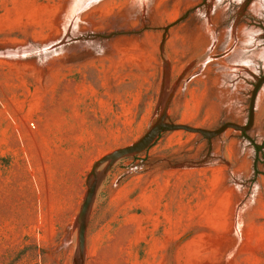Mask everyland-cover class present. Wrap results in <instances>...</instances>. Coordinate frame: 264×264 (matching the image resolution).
<instances>
[{
	"label": "rangeland",
	"instance_id": "1",
	"mask_svg": "<svg viewBox=\"0 0 264 264\" xmlns=\"http://www.w3.org/2000/svg\"><path fill=\"white\" fill-rule=\"evenodd\" d=\"M182 1L161 0L159 27H125L120 4L0 0V264H73L95 162L156 125L247 123L264 0ZM196 24L208 41L189 49ZM95 175L83 264H264V84L248 131H164Z\"/></svg>",
	"mask_w": 264,
	"mask_h": 264
},
{
	"label": "crops",
	"instance_id": "2",
	"mask_svg": "<svg viewBox=\"0 0 264 264\" xmlns=\"http://www.w3.org/2000/svg\"><path fill=\"white\" fill-rule=\"evenodd\" d=\"M101 3H104V5L106 6V8L108 7H112L116 4H120L118 8L119 11H116L115 14H113L114 12L111 13V18L112 21L110 20L111 26H118L119 24H122L125 27H133L135 25H137V23H135V21H138L139 25H142V23L145 21L146 24H148L149 26H161L163 25V23L165 22L166 19H169L170 17H172L174 11L172 8L169 7H163L161 6V0H100ZM175 2H177L178 0H172ZM180 1V0H179ZM182 1V0H181ZM185 2V5L187 7H185L186 10L188 9H192L193 6H188L187 5V1L189 0H183ZM182 1V2H183ZM206 2H203L202 6H204L206 9H204L205 11H208L210 9L209 6V0H205ZM224 8V6H217L215 7L214 11H222V9ZM112 11H115L114 9H112ZM203 11V10H202ZM217 16V14H216ZM175 19H177V17H175ZM108 20V18H107ZM119 21V22H118ZM108 23V21H107ZM209 25L208 24H196L194 25V27L191 26V29L187 30L185 32V40H181L182 43H185V45L187 46L188 43L191 44V46L189 47V49H198V42H203L204 41H208V37H209ZM120 38L125 39L128 42H138V41H142L143 43H150L149 40V36L144 34L142 36L139 35H134V36H120ZM149 48L150 47H147ZM153 47H151L152 49ZM145 49V48H144ZM155 48H153L152 51H154ZM204 50V49H203ZM192 51V50H191ZM146 52V51H145ZM202 51H196V54L201 53ZM151 58L153 59L155 57L154 53L151 52V54L149 55ZM121 74H126V76L128 77V71L126 73H121ZM116 82H112V83H106L105 84V89L106 90H112L114 88V85H116ZM123 84V81H122ZM127 84V83H126ZM81 85L80 83H65V90H71V91H75L78 92L76 93V96L74 94V96L77 98V103L78 106L79 104V98H80V91H81ZM90 86L89 89H96V83H89V84H83V87L85 89H88V87ZM68 102V101H66ZM75 100H72V103H68V104H64L65 107H71L75 109ZM64 114L65 111L63 110ZM64 117H66V115H64ZM65 120H63L64 122L68 121L67 118H64ZM228 122H238L235 119H230Z\"/></svg>",
	"mask_w": 264,
	"mask_h": 264
},
{
	"label": "water",
	"instance_id": "3",
	"mask_svg": "<svg viewBox=\"0 0 264 264\" xmlns=\"http://www.w3.org/2000/svg\"><path fill=\"white\" fill-rule=\"evenodd\" d=\"M262 84H264V75L258 79V81L256 82L252 90V94L250 98L248 120H247V123L244 125H240L234 122H226L223 125H221L219 128L210 130V129H205L202 127L187 125L184 123L159 124L153 127L144 137H142L138 141L130 145L118 148L114 150L113 152L106 154L102 156L101 158H99L95 162L92 168L93 178L88 185L85 199L82 203L81 209L77 216L78 243H77V253L73 259V264H83V261H84L88 216H89V212H90V208H91L94 196L96 194V189H97V185L99 181L98 177L95 175V172L99 165L104 164V163H113L114 161H116L117 159L121 157L130 155V154H133L135 152L145 149L161 132H164V131L185 130V131L192 132V133H198L205 138H213L219 135L222 131H224L227 128H234L236 130L246 132L252 127L254 123L257 93Z\"/></svg>",
	"mask_w": 264,
	"mask_h": 264
}]
</instances>
